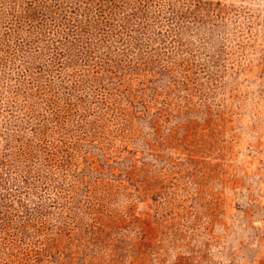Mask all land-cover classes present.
I'll list each match as a JSON object with an SVG mask.
<instances>
[{"label":"rangeland","instance_id":"obj_1","mask_svg":"<svg viewBox=\"0 0 264 264\" xmlns=\"http://www.w3.org/2000/svg\"><path fill=\"white\" fill-rule=\"evenodd\" d=\"M0 264H264V0H0Z\"/></svg>","mask_w":264,"mask_h":264}]
</instances>
